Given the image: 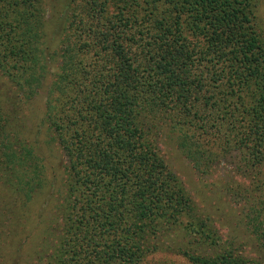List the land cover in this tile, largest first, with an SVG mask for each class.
I'll list each match as a JSON object with an SVG mask.
<instances>
[{"label": "trees", "instance_id": "obj_1", "mask_svg": "<svg viewBox=\"0 0 264 264\" xmlns=\"http://www.w3.org/2000/svg\"><path fill=\"white\" fill-rule=\"evenodd\" d=\"M46 14L45 0H0V75L20 96L47 88L39 124L63 160L45 264H264L247 238H221L159 148L165 131L198 172L222 164L264 248V40L251 2L66 0L50 32ZM15 105L0 96V229L45 185Z\"/></svg>", "mask_w": 264, "mask_h": 264}, {"label": "rangeland", "instance_id": "obj_2", "mask_svg": "<svg viewBox=\"0 0 264 264\" xmlns=\"http://www.w3.org/2000/svg\"><path fill=\"white\" fill-rule=\"evenodd\" d=\"M65 1L45 0L48 32H50L52 24L60 15ZM249 1L253 7L255 27L264 40V0ZM48 36L46 42L50 49H54L57 38L55 36L50 37L48 41ZM46 93L47 88L43 87L29 97L28 95H17V91L10 81L0 75V96L8 95L11 97V101L15 102L17 117L22 123L21 132L24 135L25 142H29L28 144L34 147L39 156L45 182L44 188L35 198L29 203L27 201L18 204L13 209L12 225L0 229V264H45L44 256L47 254L53 234L41 238V232L47 226L54 228L59 223L53 206L55 198L63 190V160L57 146L46 135L45 126L39 124ZM159 148L165 161L182 181L199 209L204 214L210 215L221 238H232L234 236L236 238H247L248 241H245L246 252H249L250 255H262L264 257V248H257L247 228L240 222V207L233 204L229 196L226 195L222 186L223 165H218L211 173L198 172L177 148L174 137L165 131L161 135ZM235 178L242 182L238 176H235ZM49 197L51 200L54 199V201L49 200L51 210L46 207L49 204V201H47ZM34 249H39L40 260L35 256ZM253 251L254 253H252ZM165 257L175 264H182L183 261L173 255L165 254ZM183 264H185L184 261Z\"/></svg>", "mask_w": 264, "mask_h": 264}]
</instances>
